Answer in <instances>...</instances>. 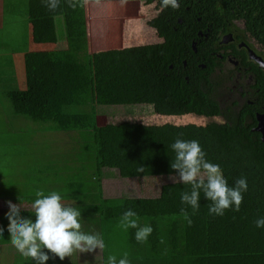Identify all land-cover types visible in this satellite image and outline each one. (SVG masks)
Returning <instances> with one entry per match:
<instances>
[{"label": "trees", "instance_id": "obj_1", "mask_svg": "<svg viewBox=\"0 0 264 264\" xmlns=\"http://www.w3.org/2000/svg\"><path fill=\"white\" fill-rule=\"evenodd\" d=\"M46 2L26 0L19 17L31 27L34 44L63 42L65 48L24 51L21 81L15 80L17 72L13 74L6 89L0 88V102L9 105L13 119L42 126V134L61 135L66 145L45 158L53 172L35 173L37 180H49L34 186L35 194L60 193L65 203L81 212L82 231L100 233L105 244L91 253L74 252L63 261L50 258L46 264H107L109 256L119 259L125 253L130 264H264V230L254 223L264 216V142L256 131L258 117L264 118V68L258 63L247 67L252 84L242 85L248 97L238 102L229 82L211 65L191 61L194 55L202 59L197 32L213 21L225 22L221 11L231 15L228 21H243L264 52V0H200L195 3L199 9L183 10L185 15L164 9L147 22L159 44L102 53L88 50L85 0H71L75 8L69 7V0H59L54 10ZM101 108L110 110L100 112ZM115 108H145L156 117H195L208 123L141 127L134 134L117 136L121 131L102 132L98 124L99 117L113 116ZM49 137L42 141L52 142ZM178 137L198 140L207 159L220 165L229 186L241 176L247 178L248 192L239 212L210 216L209 202L201 194L200 209L195 214L187 209L192 219L188 226L180 193L190 187L175 183L172 177L178 180V174L170 167L175 156L170 145ZM111 179L138 184L140 192L153 196H108L104 181ZM6 188L0 186V191L8 192ZM35 194L21 193L13 199L0 193V264H31L12 246L6 215L11 202L34 221ZM128 208L137 212L141 225L151 224L147 243L135 241V230L118 226Z\"/></svg>", "mask_w": 264, "mask_h": 264}, {"label": "clouds", "instance_id": "obj_2", "mask_svg": "<svg viewBox=\"0 0 264 264\" xmlns=\"http://www.w3.org/2000/svg\"><path fill=\"white\" fill-rule=\"evenodd\" d=\"M46 6L54 10L59 6V0H47ZM69 7L75 8L76 4L69 0ZM161 7L175 9L178 2L161 0ZM170 148L175 154L170 167L178 174V180L172 177L173 181L190 187L189 191L180 193V203L184 206L181 213L188 226L192 225V219L187 209L190 208L193 214L200 209L201 194L209 202L210 216L223 217L227 211H240L244 194L248 192L246 177H239L229 186L220 165L207 159L198 140L178 137ZM35 195L36 199L31 204L34 221L22 216L21 205L11 202L6 215L12 246L22 257L30 258L31 264H46L50 258L63 261L74 252L91 253L105 247L100 233L82 231L81 212L78 207L65 203L60 193L53 191L45 195L43 191H37ZM139 219L137 212L128 208L120 217L118 226L124 231L135 230V241L144 244L148 242L153 228L151 224L141 225ZM254 223L257 229L264 230V216L256 218ZM0 234H3L2 229ZM107 264H130V261L125 253L119 259L109 256Z\"/></svg>", "mask_w": 264, "mask_h": 264}, {"label": "rangeland", "instance_id": "obj_3", "mask_svg": "<svg viewBox=\"0 0 264 264\" xmlns=\"http://www.w3.org/2000/svg\"><path fill=\"white\" fill-rule=\"evenodd\" d=\"M119 1H124V3L120 4ZM89 3L88 15L93 14L91 16L93 21H90V39L95 49H105L106 47H102V42L106 46L117 47L119 38L126 35V30L129 31L130 19H132L131 21L136 29V34L143 35V40L138 45L147 46L160 41L157 37H149L146 35L147 32L151 31L147 22L155 18L157 12L153 10L152 5L145 3V1L97 0ZM21 24L22 21L16 19L11 25L17 27L21 26ZM4 33L13 34L10 32V28H6ZM0 42H5L11 48H16L20 43V36H0ZM127 46L133 47L131 45ZM6 51L4 49L0 53ZM13 55L15 56L14 63L11 62V56L13 57ZM11 56L6 55L0 57L1 89H6L4 86L8 84L7 81L11 80L14 76L13 74H16V72L17 78L15 80L18 83L21 81L20 76L18 77V74H22L23 72L22 59H20L21 55L19 53H12ZM13 82L10 84H13ZM108 110L110 109L101 108L100 112ZM112 110L113 116L99 117L98 124L102 132L106 128L121 131L117 136L134 134L141 127L158 128L165 125H173L175 127L194 125L203 127L208 123L206 120L195 117L178 119L156 117L152 116L150 114L151 111L145 108H138L136 110L131 108H115ZM131 112L135 114L132 116L130 114ZM11 116L12 111L9 105L0 102V186L7 185L6 189L10 194L6 191H0V193L3 196H12L13 199H17L21 193H26L27 195L35 194L34 186L37 184L43 186L49 181L37 180L35 173L53 172L52 169H54V166L45 158L51 156L52 150L55 153H60L66 143L62 140L61 135L54 136L55 134L49 133L45 134L51 136L48 139H51L52 142L42 141V139L44 140L45 137H48L39 131V128H42V126L28 123L20 118L13 119ZM53 140L55 141L53 142ZM62 167L64 168V166ZM104 191L108 196H153V194L147 191L140 192L141 189L138 184L134 185V183L125 181L119 182L115 179L104 181ZM2 202H0L1 208L3 207Z\"/></svg>", "mask_w": 264, "mask_h": 264}, {"label": "flooded vegetation", "instance_id": "obj_4", "mask_svg": "<svg viewBox=\"0 0 264 264\" xmlns=\"http://www.w3.org/2000/svg\"><path fill=\"white\" fill-rule=\"evenodd\" d=\"M143 1L152 5L157 15L162 10L171 8H162L161 0ZM177 2L178 7L175 9L182 14H184L183 10L190 13L193 9H199V6H196L195 3L199 4L200 0H177ZM190 2L193 4L192 7L188 5ZM182 3L183 6L184 3L187 6L181 7ZM218 7L221 8V5ZM219 14L227 20L218 24L213 21V25L207 24L203 31L197 32L198 43L201 44V49H203L202 59L194 55L191 61L192 64H198L202 61L205 64L211 65L219 78L229 82L234 100L241 102L248 97V92L242 88V85L246 84L250 86L253 80L252 75H249V68L247 67L252 63L258 65V60L264 62V52L261 46L247 33L243 21L234 19L228 21L231 15L225 11H221ZM213 15L217 16L218 13L214 12ZM199 21L202 20L199 19ZM193 44L195 45V47L192 46L193 53H197L196 42Z\"/></svg>", "mask_w": 264, "mask_h": 264}, {"label": "crops", "instance_id": "obj_5", "mask_svg": "<svg viewBox=\"0 0 264 264\" xmlns=\"http://www.w3.org/2000/svg\"><path fill=\"white\" fill-rule=\"evenodd\" d=\"M97 0H85L84 10H85V19H86V31H87V39H88V50L90 53H102V52H113V51H120L126 50L131 48H140L144 46L138 45V43L142 42L143 35L136 34V29L132 23V19H130V27L129 31L126 30V35L124 37H120L118 41L117 47L106 46L102 42V47H106L105 49H95L93 47L92 41L90 39V21H93V14H89V2H93ZM103 1H114V0H103ZM119 3H124V1H119ZM26 6V0H0V36L5 37L6 35H14L16 37L20 36V43L16 48H11L7 43L0 42V51L6 49V52L0 53L1 56L12 55L19 53L21 55L20 59L23 57L24 51H37V52H44L48 49H64L65 43L57 42L56 44L45 46L43 44L36 45L31 41V27L28 26L25 19L19 17V13L23 14V10ZM21 7V9H20ZM16 19H20L22 21L21 26H13L14 21ZM10 21V25H9ZM149 27V26H148ZM6 28H10V32L13 34H5L4 30ZM150 28V27H149ZM147 32L146 35L149 37H157L159 40L160 38L157 36L156 32L153 29ZM152 39V38H151ZM103 41V38H102ZM161 40L156 43L159 44ZM127 45H131L133 47H129ZM155 45V44H152ZM148 46V45H147ZM6 47V48H5ZM15 56H11V62L14 63Z\"/></svg>", "mask_w": 264, "mask_h": 264}, {"label": "water", "instance_id": "obj_6", "mask_svg": "<svg viewBox=\"0 0 264 264\" xmlns=\"http://www.w3.org/2000/svg\"><path fill=\"white\" fill-rule=\"evenodd\" d=\"M193 47H195V45H192ZM258 64H260L261 67L264 68V62L262 60H258L257 61ZM257 132L261 133V141L264 142V118L263 117H258V126L256 128Z\"/></svg>", "mask_w": 264, "mask_h": 264}]
</instances>
